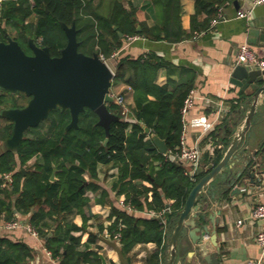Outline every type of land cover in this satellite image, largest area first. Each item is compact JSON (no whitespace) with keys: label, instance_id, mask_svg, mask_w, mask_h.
I'll return each mask as SVG.
<instances>
[{"label":"trees","instance_id":"trees-1","mask_svg":"<svg viewBox=\"0 0 264 264\" xmlns=\"http://www.w3.org/2000/svg\"><path fill=\"white\" fill-rule=\"evenodd\" d=\"M104 1L93 5L94 0H4L8 12L2 20L0 39L6 40L8 34L14 36L8 29V25H14L24 30L25 43L14 37L25 49L26 45L30 48L28 37L33 36L58 55L68 42L63 23L72 25L75 21L79 49L88 54L96 51L109 59L115 57L129 36L177 42L194 31L206 30L217 18L219 7L230 0H196L191 31L182 25L181 0H152L154 24L137 18L139 7L132 0L130 8L125 0H109L106 14L99 11ZM203 12L207 15L200 19ZM162 66L172 67V63L155 51L138 57H116L113 83L124 82L132 88L135 102L130 113L135 120L125 118L122 104L110 103L111 110L121 118L112 121L107 144L105 127L98 123L94 110L87 108L80 113L79 135L74 127L67 129L70 111L58 108L51 111L49 118L30 127L16 150L6 149L3 143L12 134L14 123L2 115V110L24 106L30 97L24 91L13 92L0 86V214L5 213L9 219L19 213L28 215L30 225L60 264H101L100 251L92 248L98 234L91 232L83 242L74 231L87 226L90 187L98 193L97 202H107L108 189L97 182L102 164L117 167L112 188L125 194V203L131 204L136 213L112 205L114 218L108 225L100 223V232L107 229L113 237L120 233L124 253L140 242H156L148 262L161 263L168 245L167 228L176 223L192 186L201 176L191 174L183 161L171 157L180 149L182 108L195 85L196 71L186 68L178 79L169 77L166 83H159L156 78ZM144 124L166 139L167 152L160 151L147 137ZM232 131L231 126H226L225 143ZM222 154L218 152L217 158ZM35 156V163L28 165ZM5 173H11V182ZM150 210L162 215H149ZM76 214L83 216L82 225L75 222ZM32 256L33 249L27 242L0 236V264H29Z\"/></svg>","mask_w":264,"mask_h":264},{"label":"crops","instance_id":"crops-1","mask_svg":"<svg viewBox=\"0 0 264 264\" xmlns=\"http://www.w3.org/2000/svg\"><path fill=\"white\" fill-rule=\"evenodd\" d=\"M108 1H104V6L99 11L107 13L105 4ZM99 2L100 0H94L93 5ZM132 2L133 5L139 7L136 11L138 19L147 20L150 24L155 23V7L152 0H132ZM125 3L128 8L131 7L129 0H125ZM181 4L182 25L186 30L191 31L196 0H181ZM239 10L249 13L239 15ZM206 15L207 13L203 12L199 17L204 19ZM254 25H258L261 32L264 31V2L255 4L254 0H230L219 7L217 18L206 30L194 31L192 36L177 42L166 39L153 40L141 35L129 36L124 41V45L115 53V57H112L116 64L117 56L138 57L149 51H155L172 63V67L159 68L156 78L159 83H166L169 77L178 79L186 68L196 71L195 85L190 91L192 103L183 115V125L186 146L199 148L202 162H206L212 154L221 151L223 153L228 147L233 132L243 122L252 89H244L234 82L232 71L236 65L239 46L244 42L251 43L256 52L264 56V39H261L260 32L256 35L251 33ZM110 63L112 67H115L114 63L112 64L111 61ZM169 87L173 88V84L170 83ZM112 92L125 94L129 108L134 105L133 90L127 83H113ZM129 116L133 117L130 112ZM224 119L227 120L225 123ZM235 121L239 122L238 126H235ZM226 126H231L234 130L227 143L223 140ZM251 129L249 151L254 152V157H260L261 172L257 174L260 179L248 180L242 185L239 193L232 194L229 189L221 193L215 192L214 197L209 195L208 213L219 218L216 226L218 243L221 246L218 253V264H246L249 259L259 258L262 255V248L256 241V234L264 226V218H253L250 214L255 204L264 203V152L260 150L264 145V94L258 99L255 122ZM147 137H149L148 133ZM175 157L178 158L177 155ZM35 161L36 156L29 160L28 165H33ZM182 161L187 171L193 172L196 169L195 162ZM117 171V167H111L110 164L100 166V179L97 182L108 189L107 202L105 204L97 202L98 193L90 187L88 194L91 196V201L87 206V226L74 233L81 235L83 242L89 239L91 232L97 233L98 239L92 248L98 249L105 256L107 264H149L151 253L157 248L156 242H140L130 252L124 253L118 238L113 237L107 229L100 232L99 224L108 225L114 218L111 217L112 205L125 207V194H120L112 188ZM85 175L90 180V174L86 172ZM129 211L136 213L134 208ZM147 214L151 215L150 211ZM17 218L22 222L29 221L28 215L19 213ZM239 219L244 220L239 222ZM74 220L78 225L84 222L81 214H76ZM174 225H169L167 228L168 245L162 253L160 264H168L169 238ZM215 225L213 223L210 226L214 228ZM188 231V227L184 228L180 238L177 251L178 261L181 264H209L198 254L197 247L192 242ZM0 236L27 242L33 249L29 264H60L59 259L53 257L46 247L44 239L24 226L15 229L0 228ZM101 264H103L102 258Z\"/></svg>","mask_w":264,"mask_h":264},{"label":"water","instance_id":"water-1","mask_svg":"<svg viewBox=\"0 0 264 264\" xmlns=\"http://www.w3.org/2000/svg\"><path fill=\"white\" fill-rule=\"evenodd\" d=\"M7 12L8 9H5V16ZM63 26L68 42L58 55H53L50 46L40 44L33 36L28 37L30 53L8 32L6 40L0 39V86L13 92L24 91L30 97L24 106L2 110V115L14 123L12 134L3 143L6 149L16 150L25 138L26 131L49 118L51 111L58 108L70 111L71 121L67 129L74 127L79 135L80 113L87 108L94 110L99 116L98 123L106 130L105 144L109 141L112 121L121 118L109 106L115 101L112 94L115 70L98 52L88 54L79 49L80 40L75 21L72 25L63 23ZM259 32L261 39H264V31L261 32L259 26L254 25L251 33L256 35ZM119 33L123 35L121 30ZM232 80L244 89H252L247 111L244 112L241 125L233 130L221 158L218 159L216 154L210 155L206 162L200 161L193 173L201 176L192 186L169 238L168 264H181L177 251L183 230L187 227L198 254L209 264H218L221 246L216 226L219 218L208 213L209 195L214 197L215 192L229 189L232 194L239 193L248 180L260 179L257 176L261 172L260 157H254V152L249 151V142L258 99L264 94V69L255 65L237 64L232 71ZM234 124L238 126L239 122L235 121ZM143 126L159 150L168 151L166 139L152 131L150 126ZM260 150L264 152V145ZM171 157L175 155L171 154ZM54 177L55 173L52 174ZM212 222L216 224L214 228L210 226ZM100 255L103 264H107L105 256L102 253Z\"/></svg>","mask_w":264,"mask_h":264},{"label":"built area","instance_id":"built-area-1","mask_svg":"<svg viewBox=\"0 0 264 264\" xmlns=\"http://www.w3.org/2000/svg\"><path fill=\"white\" fill-rule=\"evenodd\" d=\"M264 0H254L255 4L262 3ZM4 0H0V29H2V20L4 17ZM249 12L239 10L238 14L239 15H247ZM40 40V39H39ZM101 57L107 61L110 65V60L106 58L104 55H101ZM237 64H249V65H255L260 67L261 69H264V56L259 55L255 48L252 46L251 43L249 42H244L240 44L239 46V52L236 60V65ZM115 97V101L119 104H122L124 106V113L125 117L127 120H135L134 117L129 116L130 108L127 105L126 102V97L125 94L123 93H113ZM192 103V95L189 93V95L186 97L184 106L182 108V113L183 115L187 112L189 105ZM180 149L177 152L178 158L182 160H188V161H193L196 164V169L198 167V164L200 163V156H201V151L199 148L194 147V148H189L186 146V140H185V127L183 125V131H182V136H181V144H180ZM196 169L193 172H190L191 174L196 172ZM6 179L11 182L12 181V175L11 173H5ZM125 207H127L129 210H132L133 207L131 204H127L124 202ZM151 215H162V212H157L155 210H150ZM251 217L253 218H264V203L259 202L255 204V206L251 210ZM244 219H239V222H242ZM26 227L29 231H31L34 234H38L37 231L30 225V223H24L22 222L21 219L15 217L13 219H9L6 217V214H0V228H5V229H15L19 227ZM108 231V230H107ZM117 238H119L120 233H117L115 235ZM256 241L262 248V255L259 258H253L249 259L246 264H263V259H264V226L258 231L256 234ZM51 253V252H50Z\"/></svg>","mask_w":264,"mask_h":264},{"label":"rangeland","instance_id":"rangeland-1","mask_svg":"<svg viewBox=\"0 0 264 264\" xmlns=\"http://www.w3.org/2000/svg\"><path fill=\"white\" fill-rule=\"evenodd\" d=\"M30 21V20H29ZM25 23V22H24ZM8 29H9V32L12 33L15 37H19L22 39V41L24 42L25 40V35H24V30L22 29H19L17 26H14V25H8ZM3 30L0 29V35L3 33L2 32ZM25 43V42H24ZM26 50L30 53L31 52V49L29 47H27L26 45ZM109 60L112 62V64L114 63V59L113 58H109ZM115 64V63H114ZM114 70H115V67H112ZM126 118V117H125ZM131 121V120H130Z\"/></svg>","mask_w":264,"mask_h":264},{"label":"flooded vegetation","instance_id":"flooded-vegetation-1","mask_svg":"<svg viewBox=\"0 0 264 264\" xmlns=\"http://www.w3.org/2000/svg\"><path fill=\"white\" fill-rule=\"evenodd\" d=\"M32 52V51H31Z\"/></svg>","mask_w":264,"mask_h":264}]
</instances>
